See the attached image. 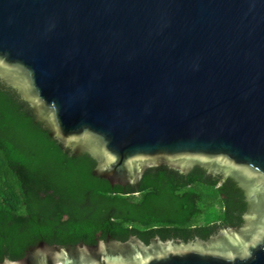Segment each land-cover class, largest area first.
<instances>
[{
  "label": "water",
  "instance_id": "1",
  "mask_svg": "<svg viewBox=\"0 0 264 264\" xmlns=\"http://www.w3.org/2000/svg\"><path fill=\"white\" fill-rule=\"evenodd\" d=\"M0 152L26 213L0 264H264V0H0ZM187 177L224 222L121 230L86 198Z\"/></svg>",
  "mask_w": 264,
  "mask_h": 264
},
{
  "label": "trees",
  "instance_id": "2",
  "mask_svg": "<svg viewBox=\"0 0 264 264\" xmlns=\"http://www.w3.org/2000/svg\"><path fill=\"white\" fill-rule=\"evenodd\" d=\"M91 203L109 204L115 214L107 217L121 230L147 232L152 229L205 228L224 222L225 206L220 193L211 186L187 177L177 183H166L135 193H87ZM0 212L13 218L24 217L25 199L22 185L0 152ZM59 222L65 223L69 215L55 211Z\"/></svg>",
  "mask_w": 264,
  "mask_h": 264
}]
</instances>
